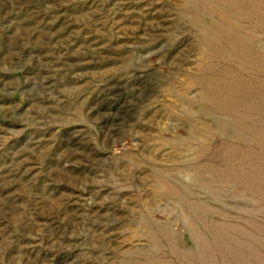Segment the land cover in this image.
<instances>
[{
    "label": "rangeland",
    "instance_id": "obj_1",
    "mask_svg": "<svg viewBox=\"0 0 264 264\" xmlns=\"http://www.w3.org/2000/svg\"><path fill=\"white\" fill-rule=\"evenodd\" d=\"M0 264H264V0H0Z\"/></svg>",
    "mask_w": 264,
    "mask_h": 264
},
{
    "label": "bare ground",
    "instance_id": "obj_2",
    "mask_svg": "<svg viewBox=\"0 0 264 264\" xmlns=\"http://www.w3.org/2000/svg\"><path fill=\"white\" fill-rule=\"evenodd\" d=\"M255 1V0H254Z\"/></svg>",
    "mask_w": 264,
    "mask_h": 264
}]
</instances>
